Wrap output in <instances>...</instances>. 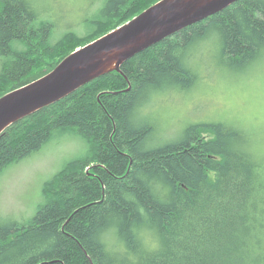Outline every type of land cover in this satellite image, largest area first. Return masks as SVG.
I'll list each match as a JSON object with an SVG mask.
<instances>
[{"label":"trees","instance_id":"1","mask_svg":"<svg viewBox=\"0 0 264 264\" xmlns=\"http://www.w3.org/2000/svg\"><path fill=\"white\" fill-rule=\"evenodd\" d=\"M91 1L84 32L52 41L56 24L33 0H0V96L157 0ZM206 41L243 70L264 48V0H237L2 131L0 172L58 130L90 146L43 183L31 217L0 222V264H264V154L254 138L213 121L151 143L145 108L195 82L190 57Z\"/></svg>","mask_w":264,"mask_h":264},{"label":"rangeland","instance_id":"2","mask_svg":"<svg viewBox=\"0 0 264 264\" xmlns=\"http://www.w3.org/2000/svg\"><path fill=\"white\" fill-rule=\"evenodd\" d=\"M33 3L41 16L55 22L52 41L67 30L82 34V20L99 4L91 0ZM218 52L217 43L211 41L195 48L190 57L195 82L188 89L159 92L150 100L144 114L155 127L152 144L177 137L189 123L220 121L245 129L258 154H264V48L240 71L222 62ZM89 146L74 130H58L38 151L6 165L0 172V222L31 217L42 202L43 183L69 160L86 155Z\"/></svg>","mask_w":264,"mask_h":264},{"label":"water","instance_id":"3","mask_svg":"<svg viewBox=\"0 0 264 264\" xmlns=\"http://www.w3.org/2000/svg\"><path fill=\"white\" fill-rule=\"evenodd\" d=\"M237 0H157L121 25L79 46L51 70L0 96V134L10 124L67 96L126 59Z\"/></svg>","mask_w":264,"mask_h":264},{"label":"clouds","instance_id":"4","mask_svg":"<svg viewBox=\"0 0 264 264\" xmlns=\"http://www.w3.org/2000/svg\"><path fill=\"white\" fill-rule=\"evenodd\" d=\"M143 243L145 244V246L147 247H154L155 246V241L154 239H152L150 236L145 235L144 239H143Z\"/></svg>","mask_w":264,"mask_h":264}]
</instances>
